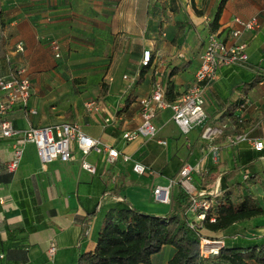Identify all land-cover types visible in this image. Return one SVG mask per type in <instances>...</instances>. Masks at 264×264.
Here are the masks:
<instances>
[{
	"label": "crops",
	"instance_id": "obj_1",
	"mask_svg": "<svg viewBox=\"0 0 264 264\" xmlns=\"http://www.w3.org/2000/svg\"><path fill=\"white\" fill-rule=\"evenodd\" d=\"M219 3L0 0V76H9L13 67H26L32 80L29 108L37 111L29 116L16 110L7 120L19 130L75 123L89 137L120 152L110 163L105 154L83 156L73 144L69 162L44 165L35 146L27 145L18 169L10 173L6 165L14 158L17 139L0 140V198L5 202L0 206V264H77L81 255L95 251L108 213L121 203L148 215H167L170 204L156 201L153 191L177 181L187 164L200 169L192 176L197 192L210 195L221 192L223 178L230 187L245 183L246 175H264V149L258 152L249 142L231 144L229 139L240 134L227 117L234 110L244 126L242 135L264 143V80L244 91V85L264 76V0H229L213 33ZM236 18H257L261 28L233 38L232 32L240 29ZM212 34L229 46L245 45L249 59L217 69L204 96L205 126L186 136L170 109L159 110L153 121L156 139L126 142L124 134L142 125L140 100L150 97L156 85L166 93L173 86L179 98L193 85ZM19 45L23 52L17 51ZM146 51L152 52L149 68L142 65ZM131 79H136L134 85ZM89 102H95L98 111L88 112ZM208 127L222 135L213 142L204 140ZM213 147L219 148L217 160ZM84 160L96 168L95 175L82 168ZM246 162L248 172L242 168ZM135 164L150 172L135 173ZM174 187L170 199L178 194ZM252 190L264 208L262 191L258 186ZM210 236L227 247L261 243L264 216ZM52 245L57 248L54 257L49 254ZM174 255L175 249L166 246L150 264H168Z\"/></svg>",
	"mask_w": 264,
	"mask_h": 264
},
{
	"label": "built area",
	"instance_id": "obj_2",
	"mask_svg": "<svg viewBox=\"0 0 264 264\" xmlns=\"http://www.w3.org/2000/svg\"><path fill=\"white\" fill-rule=\"evenodd\" d=\"M235 23L240 29L232 32L233 38H238L244 32H252L261 28L257 18L250 21H242L236 18ZM53 50L56 58H60V47L54 43ZM18 52H23V46L19 45ZM249 59L246 54L245 45L229 46L222 41L218 35L212 34L209 36L205 50L201 55V63L196 72L193 85L188 91L176 101L169 103L166 98V92L161 84L156 85L152 95L148 98L140 100L142 110V125L134 133H126L123 139L126 142H134L139 138L156 139L158 130L153 121L160 110L170 109L173 112V121L180 128L184 135H189L195 128L204 127L207 122V114L204 109L205 93L210 81L213 80L217 69L221 65L235 66L247 62ZM152 52L144 53L142 65L147 67L151 64ZM127 79V77H125ZM136 79H131V84L134 85ZM32 94V80L29 71L26 67H13L11 73L7 77L0 76V140L17 139L14 146V158L6 165L8 172H15L23 158L24 149L27 145H34L41 162L44 165L52 163L56 160L69 162L72 159V145L76 144L83 156L87 157L92 152L105 154L106 160L114 163L120 157V152L116 149L101 144L93 138L86 135L81 127L75 123H61L49 127L36 128L30 126L28 129L19 130L7 120V115L16 110H23L27 115L35 116L37 111L29 108V101ZM88 112L98 111L95 102H89L85 106ZM109 122V121H107ZM222 135V131L213 128H205L202 134L204 140L213 142L218 136ZM231 144H240L249 142L253 148L260 152L264 149V143L260 140H249L246 135H240L235 138H230ZM161 145H166L165 141L160 142ZM213 156L217 160L219 148H212ZM125 157V161H129ZM82 168L95 175L96 168L89 162L84 160ZM135 173L144 175L150 170L142 164L134 165ZM199 167L185 165L180 173L177 181H171L168 187L158 186L154 189V197L156 201L169 205L171 202L172 188L180 184L191 196L192 206L188 212L196 215V223L191 225L195 231H199L202 227V222L206 219V212L211 208V201L205 199L208 193L197 192L196 187L192 183L194 173H199ZM249 176L246 175L245 179ZM196 194V195H195ZM212 195V194H211ZM5 205L3 199L0 198V206ZM1 232V230H0ZM219 245L217 249H210L212 241L206 238H201V256L204 259L218 256L224 246L222 241L215 242ZM57 248L52 245L49 249L51 257L56 255Z\"/></svg>",
	"mask_w": 264,
	"mask_h": 264
},
{
	"label": "trees",
	"instance_id": "obj_3",
	"mask_svg": "<svg viewBox=\"0 0 264 264\" xmlns=\"http://www.w3.org/2000/svg\"><path fill=\"white\" fill-rule=\"evenodd\" d=\"M228 1L220 0L211 24L213 33L219 29ZM263 80L264 76L256 77L244 85V91L248 93ZM169 88L166 98L172 103L179 96L173 92V86ZM233 111L227 117L236 132L242 135L243 123L233 116ZM249 166L250 163L246 162L242 168L248 172ZM245 180V183L237 182L229 187L228 178H223L221 192L217 195L207 194L205 199L210 200L212 205L199 231L191 228L196 223V215L188 212L192 206V196L180 184H177L178 194L171 199V209L165 216L148 215L125 202L121 203L108 213L99 232L95 251L81 255L77 264H150L152 258L166 246L175 249V255L168 264H264V241L252 245L238 242L232 247L224 243L218 256L209 259L201 256V238L215 240L211 234L224 232L236 224L264 216V208L252 190V186H258L264 196V175L256 178L252 174ZM85 233L86 228L82 236Z\"/></svg>",
	"mask_w": 264,
	"mask_h": 264
},
{
	"label": "rangeland",
	"instance_id": "obj_4",
	"mask_svg": "<svg viewBox=\"0 0 264 264\" xmlns=\"http://www.w3.org/2000/svg\"><path fill=\"white\" fill-rule=\"evenodd\" d=\"M217 159H218V157H217ZM216 163H217V161H216ZM177 190H178V185H176V186L174 187V193H175ZM197 193H198V192H196V194H197ZM210 193H212V192H210ZM217 193H219V192L217 191ZM217 193H215V194H217ZM196 194H195V195H196ZM210 241H212V244H211V246L208 247V250L219 248V245H218L217 243H215V242H218V241H216V240H210Z\"/></svg>",
	"mask_w": 264,
	"mask_h": 264
}]
</instances>
